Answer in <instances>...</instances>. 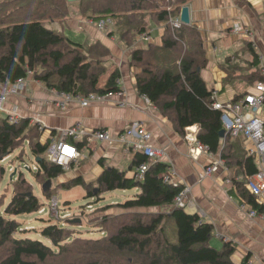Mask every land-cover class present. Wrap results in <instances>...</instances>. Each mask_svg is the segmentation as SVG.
Instances as JSON below:
<instances>
[{"label":"trees","instance_id":"obj_1","mask_svg":"<svg viewBox=\"0 0 264 264\" xmlns=\"http://www.w3.org/2000/svg\"><path fill=\"white\" fill-rule=\"evenodd\" d=\"M188 2L79 0L78 13L93 23L110 19V27L114 29L109 34L117 31L120 40L128 46L135 42V36L146 37L151 24H165L159 48L150 44L145 48L132 46L128 65L139 69L134 76L136 93L166 116L178 134L199 126L197 140L208 147L209 153H218L228 168L237 167L236 174L229 177L233 183L228 192L230 197L248 210L262 214L264 206L256 202L246 186L247 179L257 172L253 157L234 158L230 141L236 139L227 136L222 145L219 137L221 113L212 108V91L199 73L207 63L202 38L192 26L172 29L169 25L170 19L180 16ZM67 13V0H0V84L26 79L27 72H31L47 90L72 96H108L120 90L118 70L107 73L104 65L105 49L97 43L87 47L77 45L45 25L46 21L62 22ZM164 52L171 54L164 59L156 58ZM263 81L260 78L257 82ZM39 126L28 118L15 123L9 122V118L0 120V183L6 173L2 162L15 151H18L16 158L22 161L24 145L36 162L33 178L41 186L47 180L52 183L65 172L43 158L50 140L41 142L43 128L39 130ZM54 135L52 132L51 136ZM82 146L84 143H77L78 148ZM145 161L142 154L135 153L131 163L138 167ZM98 164L102 172L95 183L85 184L78 177L60 187L69 190L81 186L86 199L106 192L138 189L131 198L117 205L129 210V217L107 214L97 219L96 225L102 232L96 239L73 237L69 229L56 224H47L40 230L50 245L31 238H15L20 225L13 217L37 213L41 208L32 186L19 172L14 181L10 180L12 196L3 214L0 213V264H45L51 259L61 264H233L230 256L234 247L228 243L221 250L210 246L212 226L203 223L197 215L178 207L166 214L131 211L172 207L182 187L162 182L166 165L151 164L142 179L136 181L115 168L104 167L102 160ZM42 194L47 199L54 196L51 184Z\"/></svg>","mask_w":264,"mask_h":264},{"label":"crops","instance_id":"obj_2","mask_svg":"<svg viewBox=\"0 0 264 264\" xmlns=\"http://www.w3.org/2000/svg\"><path fill=\"white\" fill-rule=\"evenodd\" d=\"M187 8L188 26L194 27L200 34L202 48L206 53V66L199 73L207 88L212 91L214 102L225 104L247 93H255V84L261 78L258 59L260 56L264 57V0H189ZM234 24L241 26L244 32L233 33L231 29ZM164 27L165 24L162 23L151 24L146 38L135 36L134 40L138 45L134 42L129 46L118 35L109 34L112 27L110 30L100 31L94 23L83 21L81 17L56 23V27L52 29L48 27L62 33L77 45L87 47L97 43L105 49L107 56L103 61L107 73L113 69L118 70L123 84V97H108L105 101L87 106L71 103L66 109L59 110L54 104L56 97L53 90H47L33 77H27L19 94L9 95L3 103L0 102V120L7 119L10 115H15L17 121L30 119V122L43 128L40 132L42 143L51 138L57 139L62 132L73 126L79 127L88 135L94 132L104 133L107 140L89 137V140L82 142L85 157L73 163L71 170H64L71 171L67 181L81 177L88 185L95 183L102 172L99 160L103 161L104 167L115 168L123 172L125 177L136 181L135 173L141 165L150 166L155 163L146 160L138 167H133L131 162L135 153H125V147L120 141V136L132 123L141 124L150 135L146 144L163 154L156 161L167 166L162 177L173 171L177 186L182 187V190L188 189L183 198L184 211L197 215L203 223L212 226L210 246L221 250L224 244H231L234 247L230 256L233 264H246L248 261L264 264V212L263 219L250 218L248 207L242 209L238 201L228 194L233 186L229 177L236 174L234 169L237 167L228 168L218 153L212 154L209 150L208 153H198L191 139L197 140L199 126L186 129L182 135L178 134L166 116L136 93L134 76L139 69L128 65L132 46L145 48L150 44L159 48ZM170 54L158 53L156 58L164 59ZM101 78L103 80L105 76ZM8 86L0 84V95ZM118 100H122L125 105L118 106ZM263 111L264 109L259 112V117L264 122ZM52 132L55 133L53 137ZM227 136L230 137L225 135L221 139L222 145ZM234 139L236 140L230 141L234 158L240 160L244 156L253 157L257 169L254 155L250 154L253 144L242 135H237ZM210 166L213 168L211 173L201 177L204 169ZM14 173L19 172L14 170ZM237 179L239 178L236 177L235 180ZM67 181H57V185ZM173 207L174 202L171 208L163 206L132 211L166 214ZM102 212L108 214V210Z\"/></svg>","mask_w":264,"mask_h":264},{"label":"built area","instance_id":"obj_3","mask_svg":"<svg viewBox=\"0 0 264 264\" xmlns=\"http://www.w3.org/2000/svg\"><path fill=\"white\" fill-rule=\"evenodd\" d=\"M91 22V21H90ZM169 25L172 29H178L181 26L179 16L170 19ZM95 26L100 31H105L110 26H112L110 19H102L95 23ZM231 31L235 34L244 32L243 28L237 24H234ZM146 38V37H140ZM258 71L260 77L264 80V57L260 56L258 59ZM27 77H32L31 72H27ZM24 80L20 79L16 82L10 84L3 93L0 95V102L3 103L7 96L17 95L24 88ZM117 85L119 91L113 95L108 96H97L90 94L87 97L83 96H72L66 93H59L53 91L56 99L55 106L59 110H64L71 103H75L79 106H87L92 103L105 101L108 97H116L121 99L124 95L123 84L121 79L117 80ZM255 93H247L241 98L233 100L231 102L220 104L217 102L212 103V108L220 111L221 113V125L224 130L225 135H230L235 137L237 135H242L253 144V149L251 150L252 155H254L255 163L257 165V172L252 177L247 179V189L249 193L255 198L259 205L264 206V122L259 117V112L264 109V81L257 82L255 84ZM147 102V101H146ZM118 106L122 107L125 103L122 100H118ZM9 122H17L15 115L9 116ZM39 130L42 129L39 126ZM89 137H93L96 140H107V136L101 132H94L88 135L84 130L79 127H71L64 132H62L56 139L51 138L50 144L47 148V155L49 156L50 162L59 165L63 170H68L73 163L78 160L83 159L84 147L78 148L77 143L86 142ZM150 135L144 130L141 124L132 123L120 136V141L123 143L125 153L133 152L142 154L149 163H154L162 157V152L158 149H154L146 144ZM195 150L199 153H208V147L197 141L195 138L191 139ZM149 165H141L136 173L135 177L137 180L141 179L142 173L148 169ZM212 166L206 167L204 173L201 177L207 176L212 171ZM162 182L164 184H169L177 187L175 180V173L169 171L166 175L162 177ZM188 193V189L181 190L178 195L174 198L173 202L175 207L184 208L183 198ZM51 203V208L58 209L56 197L53 196L49 199ZM245 210V206H241ZM56 209V218L58 217V210ZM248 215L250 218L262 217V214H257L255 211L248 210ZM263 219V217H262ZM246 264H253L252 262H247Z\"/></svg>","mask_w":264,"mask_h":264},{"label":"rangeland","instance_id":"obj_4","mask_svg":"<svg viewBox=\"0 0 264 264\" xmlns=\"http://www.w3.org/2000/svg\"><path fill=\"white\" fill-rule=\"evenodd\" d=\"M80 6L81 4H79V0L75 2L67 0L68 13L63 21L66 22L75 20L76 17H81L78 13ZM29 7L35 8V6L32 5H30ZM81 18L83 21L88 20L84 17ZM46 22L47 23L45 25L49 28L52 29L56 27V22ZM90 23L93 22L91 21ZM111 29L114 28L112 27ZM116 34L118 35L117 31H115L113 35ZM137 43L138 42H135L136 45H138ZM262 113H264V111ZM262 113H260V115ZM17 154L18 151H15L14 153H12V155H10L2 162L6 173L1 178L2 181L0 183V213L3 214L4 207L7 203H9L12 196L10 177L14 172H12L11 170H16L17 172L22 173L24 178L32 186L33 195L39 201L41 208L37 213L22 214L13 217V219L20 225V228L15 234V238H31L34 240H38L45 245H50L47 240L42 238V236L40 235V230L47 224H56L63 229H69V231L72 232L73 237L96 239L101 236L102 232V230H99L100 227L96 225V220L98 219L99 221L101 217L103 218L104 215H106L103 214L102 211L108 210L107 213H111L114 216L120 214L119 216H122L123 219L129 217V210H122L120 208H117L116 206L118 202L124 201L125 199L130 198L133 194L137 193L138 191L136 189L124 192L114 191L112 193H103L97 197L86 199L84 198L85 191L82 187H74L72 189L66 190L57 185L59 184L57 181H67L68 175H70L71 172V168L69 171L64 172L57 179L52 180L51 189L54 193V196L56 197L58 206V209H52L50 207L51 203L49 199L45 198L42 194L41 184L39 183V181L33 178V173L36 172L35 160L29 152L27 145H24V156L22 161L16 158ZM43 158L50 161L47 153L44 154ZM85 163L82 164L84 165ZM17 174L18 173L12 176L13 181L15 180ZM56 209L58 210L57 218ZM45 264H61V262L56 259H51Z\"/></svg>","mask_w":264,"mask_h":264},{"label":"water","instance_id":"obj_5","mask_svg":"<svg viewBox=\"0 0 264 264\" xmlns=\"http://www.w3.org/2000/svg\"><path fill=\"white\" fill-rule=\"evenodd\" d=\"M69 1H71V2L74 1V2H75V1H77V0H69ZM179 20H180L181 25H188V24H189V16H188V8H187V7L182 8L181 13H180V16H179ZM224 136H225V134H224V130H221V131L219 132V137H220L221 139H223ZM14 174H15V173H13V174L11 175L10 179H12V176H13ZM50 184H51V183H50L49 180L45 181V183H44L43 186H42V190H43V191L48 190V189L50 188Z\"/></svg>","mask_w":264,"mask_h":264},{"label":"clouds","instance_id":"obj_6","mask_svg":"<svg viewBox=\"0 0 264 264\" xmlns=\"http://www.w3.org/2000/svg\"><path fill=\"white\" fill-rule=\"evenodd\" d=\"M12 172H14V170H11ZM16 174V173H15ZM11 180V179H10Z\"/></svg>","mask_w":264,"mask_h":264},{"label":"bare ground","instance_id":"obj_7","mask_svg":"<svg viewBox=\"0 0 264 264\" xmlns=\"http://www.w3.org/2000/svg\"><path fill=\"white\" fill-rule=\"evenodd\" d=\"M232 262V261H231Z\"/></svg>","mask_w":264,"mask_h":264}]
</instances>
